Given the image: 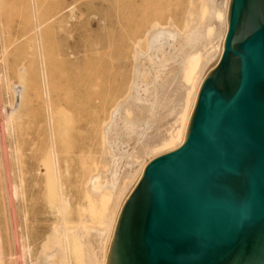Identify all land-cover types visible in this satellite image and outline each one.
Instances as JSON below:
<instances>
[{"label": "rangeland", "instance_id": "374dc122", "mask_svg": "<svg viewBox=\"0 0 264 264\" xmlns=\"http://www.w3.org/2000/svg\"><path fill=\"white\" fill-rule=\"evenodd\" d=\"M189 1L0 0V264H40L45 258L52 259L51 264H87V258H93L94 248L87 244L85 236L103 225L91 218L94 209H87V214L85 207L94 204L91 182L95 176L108 174L114 168L106 158L110 155L108 147L92 127L95 92H103L121 77L123 87L116 102L126 97L132 84L131 72L136 69L135 57H151L143 37L137 56L128 46V39L138 31L142 36L147 34L156 24L163 31H174V37L183 36L188 29L186 20L195 8ZM199 3L196 9L202 15L207 6L201 8ZM205 12L207 15L208 8ZM174 44L166 42L159 53L147 58L144 74H139L143 76L139 77L141 84L150 86L151 73L152 79L155 76L152 68L167 64L172 70L163 77L168 88L174 87L169 94L164 93L160 103L164 107H152L155 125L159 123L155 117L162 119L180 87L177 77L172 79L171 74L179 70L173 68L172 60L182 51V45ZM97 78L98 89L92 86ZM170 79H175L176 84L173 81L171 86ZM142 108L134 122L135 127L142 128H137V140L127 145L122 132L116 141L119 172L127 156H135L145 137L143 121L149 113ZM110 121L105 116L102 124ZM63 235L67 236L64 241Z\"/></svg>", "mask_w": 264, "mask_h": 264}, {"label": "water", "instance_id": "95a60500", "mask_svg": "<svg viewBox=\"0 0 264 264\" xmlns=\"http://www.w3.org/2000/svg\"><path fill=\"white\" fill-rule=\"evenodd\" d=\"M180 142L121 195L103 264H264V0H225Z\"/></svg>", "mask_w": 264, "mask_h": 264}, {"label": "bare ground", "instance_id": "6f19581e", "mask_svg": "<svg viewBox=\"0 0 264 264\" xmlns=\"http://www.w3.org/2000/svg\"><path fill=\"white\" fill-rule=\"evenodd\" d=\"M189 3L193 4L195 8H193V5H192L193 10L191 9V11L189 13V18H188V20H186L188 23V29L183 36L178 37V35H177V37H174V36H172L175 33L174 31H173V34L170 33L171 30L170 31L169 30L163 31L164 28L163 29H162V27L159 28L156 24V27L161 29V30L157 29L156 27H153L152 29H150V31L148 30L149 31L148 33L146 32L147 34H145L143 36H142V34H139V31H138L137 33H134L133 35H131L130 38L128 39V46L131 48L132 53L137 56V53H138V55H139V53H141V52H138L137 48L140 46L139 45L140 43L142 44L140 37H143V39L145 40V44H147L149 46V50H150V52L149 51L148 52H149V55H151V57H149L147 55L148 60L150 58H152V55H154L155 53H159V50L163 48V45L166 42H170L173 46L175 45L174 43H177V44L179 43L182 45V49H181L182 51H180V53H178V55L175 57V59L172 60L174 62V65L171 62L172 63L171 65L174 66L173 68L175 70H177V69L180 70V72H179V70L176 71L178 73H176L173 70L176 74L174 72L173 73L175 75L173 73L171 74L172 79L174 78V76H176L178 79L177 85L180 86V87L178 86L179 87L177 89L178 91H176V94L178 93V95L176 96V99L174 100L173 105L165 111V114L163 115L162 119H161L160 115H159L160 117H157V118L155 117V119L158 120L156 123L159 122L158 124L155 125V123H153L154 122L153 121L154 116L152 115V111H153L152 107L154 104H157V106L159 107L161 100L163 98V95L169 94L170 93V92H168V91H170L169 89L174 88V87L168 88L169 87L168 81H165L163 79V77L168 72H170V71L172 72V70L169 69L170 66L169 67L166 66L167 64L162 65V66H164L163 68H157V67L154 69L152 68L151 72H152V70H154L155 72L153 73V75H155V76L152 79V73H151V85L150 86H143V84H141L142 82H140V80H139V77H143V76H141L139 74L143 73L142 71H144V67L147 64V58L145 60V57H142V56L135 57V59L134 58L133 59H134L135 65H136V69L134 70L135 72H131L132 73V76H131L132 84H131V86L129 85L130 88L128 89L126 97H123L122 100L116 102L117 97H118V93H120V91L123 87V79L121 77L114 79L113 83L109 87H107L105 90H103V92H101V93L95 92V94H96L95 99H97V100H96V102H95L96 104L94 105L93 110H92L91 123H92V127L94 129L93 131L96 134V136L98 135V133L101 134V136H102L101 138H102L104 144L108 147V149H109L108 152H110V155H107L106 158H107V160H109L112 163L114 168H113V171L108 173V174H104V175L100 174V175L95 176L94 179L92 178L93 181L91 182V184H92L91 190H92V195H94L93 200H94L95 205L92 204L93 202L90 203V205H88V206L91 207V205H94V208L90 209V207L89 208L85 207L86 208L85 212L88 214L89 212L87 209H89L91 211H93V209H94L93 215L90 214V215H92L91 218L94 217L93 219L95 220V222L99 221L97 223H99V224L101 223V225H103V227L101 226L102 228L101 227L100 228L99 227L94 228L93 230L90 228L91 230L89 229L90 231L87 233V235L86 236L84 235L86 237L87 244L91 245L92 246L91 248H94L93 258H92V255L90 256L92 259L89 257L91 260L89 258H87L89 260L87 264H103L105 244H106L108 235H109L110 230H111V225H112L115 210L117 208V205L119 203L121 195L124 193L126 188L129 186V184L131 183L134 176L139 172L143 161L147 157L155 154L156 152L174 147L180 142L182 132H183V128H184L186 115H187V111H188L191 99L193 97L197 82H198L205 66L211 60H213V58L218 53L222 37H223L225 30H226V22H225V15H224L225 0H203L202 2H200L201 8H202V6H205V4H206V6L208 8V12H207L208 14L207 15L205 12L207 10V8L203 9L202 15L196 9V7L198 6V5H196V3L197 4L199 3V2H197V0H191V2L189 1ZM200 3H199V5H200ZM189 7L191 8V5ZM142 9H143V7H142ZM204 12H205V14H204ZM141 14H143V13H141ZM156 15H158V14H156ZM203 15H206V17H204ZM154 18H156V17L154 16ZM185 18H187V17H185ZM139 19H140V17H139ZM152 25H151V27H152ZM146 29H147V27H146ZM176 34H178V33H176ZM172 48L173 47H171V49ZM136 50H137V52H136ZM146 50H148L147 47H146ZM143 54L145 55L146 53H142V55ZM132 57H134V56H132ZM132 66L134 67V65H132ZM171 68H172V66H171ZM172 79H170L172 82V83L170 82V85L173 84V81L176 84V80L174 79L172 81ZM94 82H95V85L93 84L92 86L93 87L95 86V88L98 89V87H99L98 78H97V80L94 79ZM166 88L168 90H166ZM92 90L96 91L94 89H92ZM165 90L167 93L164 92ZM153 92H154V95H153ZM169 96H172V94ZM166 99H167V97H166ZM168 100H166V101H168ZM142 101H143V103H145L144 106H146V108H144V106L142 104H140V102L142 103ZM48 105H49V103H48ZM141 106L143 107L142 109H144L145 111H147L149 113V116L147 117V119L143 121L144 122L143 127H145L144 128L145 137L143 138V142H141L140 147L136 148L137 153L135 154V156L133 154L130 155L129 157L127 156L128 159L125 162V166L121 170V172H119L120 168H118V166L115 162V153H114L116 141L118 140V138L121 137L120 134H122V132H123V135L125 134L126 139H124L125 137L123 139H124V143L126 141L128 142L127 145H129L130 141L132 142V140L134 142L136 137H138L137 133H139V131L142 130V128L139 129L138 127H135L134 122H137L136 120L140 117L138 111L141 110ZM162 107H164V106H162ZM165 109H166V107H165ZM155 110L157 112L158 109L156 108ZM161 112L162 111H160V114H161ZM127 114H129V116L133 115L132 117H134V118L129 119V117H127L128 116ZM105 116H107V118L111 119V121L109 123H106L107 125L102 124V119ZM146 124L147 125L151 124V126L150 125L147 126ZM141 127H142V125H141ZM137 128L139 129V131L137 130ZM118 136H120V137H118ZM135 144H133V145H135ZM137 144H138V142H137ZM135 146L137 147V145H135ZM136 149H135V151H136ZM130 151H131V149H130ZM135 151L133 153H135ZM47 156H48V154H47ZM124 158H125V156H124ZM122 159L123 158L121 157V161H122ZM140 160H141V163L138 165V162ZM53 166H55V165H53ZM128 180H129V184L126 185ZM88 185H90V184H88ZM87 191H89V188ZM90 193H91V191H90ZM87 200H89V199H87ZM84 209H82V210L84 211ZM63 211H65V210H63ZM57 214H59V213H57ZM90 215L88 217H90ZM61 221H62V219H61ZM84 221H85V219H84ZM62 222H64V221H62ZM62 222L60 224H62ZM69 223H71V222H69ZM91 223H93V220ZM63 224H65V223H63ZM82 226H84V225H82ZM57 228H58V226H57ZM57 228H55V229H57ZM76 228H78V227H76ZM65 235L62 236L63 241H64V237L67 238V236H65ZM78 236H80V235H78ZM57 239L59 240L60 238H57ZM54 240H56V239L54 238ZM72 242H73V239H72ZM84 243H85V241H84ZM68 247H69V244H68ZM68 249L66 251H68ZM85 249L87 250V248H85ZM64 250H65V248H64ZM29 251L26 250V252H28V253H29ZM89 252H91V251H89ZM51 254H52V252H51ZM68 255H69V251H68ZM68 258H70V257H68ZM50 260H52V259H48V258L42 259L40 264H51Z\"/></svg>", "mask_w": 264, "mask_h": 264}, {"label": "crops", "instance_id": "0c3cea01", "mask_svg": "<svg viewBox=\"0 0 264 264\" xmlns=\"http://www.w3.org/2000/svg\"><path fill=\"white\" fill-rule=\"evenodd\" d=\"M11 185V184H10ZM11 188H9V193L11 192V190H10ZM12 223L14 224V222L12 221Z\"/></svg>", "mask_w": 264, "mask_h": 264}]
</instances>
